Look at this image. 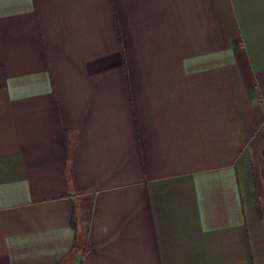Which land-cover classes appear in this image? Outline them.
<instances>
[{"label": "crops", "instance_id": "1", "mask_svg": "<svg viewBox=\"0 0 264 264\" xmlns=\"http://www.w3.org/2000/svg\"><path fill=\"white\" fill-rule=\"evenodd\" d=\"M0 264H264V0H0Z\"/></svg>", "mask_w": 264, "mask_h": 264}]
</instances>
